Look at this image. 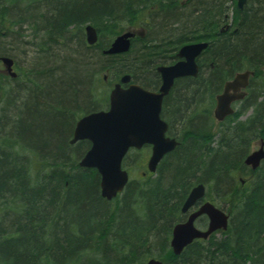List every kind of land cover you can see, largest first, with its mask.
<instances>
[{
	"label": "trees",
	"instance_id": "trees-1",
	"mask_svg": "<svg viewBox=\"0 0 264 264\" xmlns=\"http://www.w3.org/2000/svg\"><path fill=\"white\" fill-rule=\"evenodd\" d=\"M125 29L135 32L129 49L104 54ZM2 34L12 46L28 37L34 54L25 65L13 59L15 77L0 71V264H264V158L254 170L243 162L252 141H264V0H0ZM202 40L198 74L177 78L163 101L178 145L154 173L150 146L130 148L122 165L137 177L106 199L97 170L78 163L90 142H70L76 120L107 108L123 73L156 89L155 66ZM7 49L0 42V55ZM244 69L254 71L248 94L215 121L214 94ZM197 183L225 207L228 227L177 255L171 229Z\"/></svg>",
	"mask_w": 264,
	"mask_h": 264
},
{
	"label": "water",
	"instance_id": "water-1",
	"mask_svg": "<svg viewBox=\"0 0 264 264\" xmlns=\"http://www.w3.org/2000/svg\"><path fill=\"white\" fill-rule=\"evenodd\" d=\"M245 2L246 0H236L240 8ZM84 32L88 44L96 42L97 31L92 24L87 23ZM134 34L130 29L122 31L102 52L104 54L126 52ZM206 45V41L183 44L177 51L179 60L169 65L157 66L161 76L158 90H150L138 83L130 82V75L124 73L109 91L108 107L86 113L76 121L70 142L74 143L82 139L90 141V147L78 163L80 166L97 170L100 175V192L106 199H111L121 192L128 180V172L122 167V159L130 147L140 148L144 144L151 145L147 168L154 172L163 155L178 144L177 139L166 135L167 123L160 116L162 99L168 93L175 78L197 74L196 57ZM0 61L6 73L15 77L12 57L0 55ZM253 73L252 70L246 69L236 72L232 78L225 81L222 90L216 95L213 109L217 120H222L233 112L232 101L245 95L244 88ZM125 83H128L127 86L122 85ZM262 158H264V142L261 140L259 147L246 155L244 163L255 169ZM204 190L202 183L193 186L183 202L182 210L186 211L201 199ZM200 214L208 217L206 228H198L194 225V219ZM228 218L229 214L222 208L208 200L204 201L184 222L173 226L170 238L173 253L178 255L195 238H206L217 229H227ZM145 264H161V260L151 257Z\"/></svg>",
	"mask_w": 264,
	"mask_h": 264
},
{
	"label": "rangeland",
	"instance_id": "rangeland-1",
	"mask_svg": "<svg viewBox=\"0 0 264 264\" xmlns=\"http://www.w3.org/2000/svg\"><path fill=\"white\" fill-rule=\"evenodd\" d=\"M25 33H26V31H24V34ZM19 37H20V40H17L16 44L14 46L11 45L12 42H15V39H13L12 36H5V34L4 35L2 34L1 38H0L1 45L8 47L7 50L9 51V53H11L10 55L15 60V63L17 66L18 65H25V64H27V62H31L30 60L32 59V56L34 54L31 46L29 44H25L23 42V41H27L29 38L25 37V36H19ZM2 67H3L2 64H0L1 70L3 69ZM251 110H252L251 108L247 109L242 114L241 119H245L251 113ZM213 127H214V124H213ZM258 145H259V138L257 137V138H255V140L252 141L250 151L253 149H256L258 147ZM149 154H150V152H148L146 154V161L148 159ZM237 176H238V178L239 177L246 178L247 175L241 174L238 172ZM129 177H137V173H135V172L131 173L130 172ZM214 204L217 205L218 207H221L222 209H225L224 206H222L216 202ZM215 237L220 238L221 234L217 233V234H215Z\"/></svg>",
	"mask_w": 264,
	"mask_h": 264
},
{
	"label": "flooded vegetation",
	"instance_id": "flooded-vegetation-1",
	"mask_svg": "<svg viewBox=\"0 0 264 264\" xmlns=\"http://www.w3.org/2000/svg\"><path fill=\"white\" fill-rule=\"evenodd\" d=\"M179 49V48H178ZM178 51V50H177ZM177 51H176V59L173 61V62H166V63H159V64H157L156 66H155V70H156V73L158 74V79H159V81H158V85H157V87H156V89H150V90H158V88H159V86H160V83H161V76H160V73L157 71V66H159V65H169V64H172V63H174V62H176L177 60H179L180 59V57H178L177 56ZM197 58V57H196ZM196 63H197V61H196ZM197 65H198V63H197ZM0 71H1V69H0ZM198 72H199V65H198ZM198 72H197V74H198ZM196 74V75H197ZM195 75V76H196ZM185 76H188V77H190L191 75H185ZM185 76H181V77H185ZM181 77H177V78H181ZM177 78H175L174 79V81L177 79ZM119 80V79H118ZM174 81H173V84H174ZM130 82H133L132 81V78H130ZM135 83H137V82H135ZM127 84L128 83H125V84H122L123 86H127ZM139 84V83H138ZM173 84H172V86H173ZM249 84V83H248ZM141 85V84H140ZM172 86H171V88H172ZM144 87V86H143ZM171 88L169 89V91H168V93L167 94H165L164 96H163V99H162V104H161V110H162V106H163V101H164V98L169 94V92H170V90H171ZM148 89V88H147ZM244 91H245V94H248V90H247V87L246 88H244ZM218 93H216V94H214V104H213V107H212V109H211V113H212V115H213V109H214V107H215V104H216V95H217ZM245 96V95H244ZM243 96V97H244ZM242 97V98H243ZM242 98H240V99H236V100H234V101H232V106L234 107V109H236V105H237V103H240L241 102V100H242ZM160 116H161V118L162 119H164L163 118V115H162V111H160ZM165 120V119H164ZM166 121V123H167V130H166V135H168V136H170V137H174V136H172V135H170L169 134V132H168V128H169V123H168V121L167 120H165ZM212 128H214V127H212ZM215 130V129H214ZM175 139H177L176 137H174ZM178 140V139H177ZM150 148H151V146H150ZM192 188V187H191ZM186 198V197H185ZM185 200V199H184ZM204 201H206V199L204 198V199H200V200H197L193 205H191L186 211H183L182 210V205H183V203H182V205H181V207H180V211H181V213L184 215L183 216V218L181 219V220H179V221H176L174 224H173V226L175 225V224H177V223H180V222H184L186 219H187V217H188V215L192 212V211H195ZM184 202V201H183ZM201 218H204L205 219V223L204 224H200V219ZM207 222H208V218H207V216L205 215V214H200V215H198L195 219H194V225L196 226V227H198V228H206V226H207ZM173 226H172V228H173ZM218 232H214V234H217ZM213 234V233H212ZM171 235H172V229H171ZM211 235V234H210ZM199 239H201V238H199Z\"/></svg>",
	"mask_w": 264,
	"mask_h": 264
}]
</instances>
